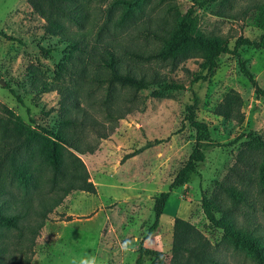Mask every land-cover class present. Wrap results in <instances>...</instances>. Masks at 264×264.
I'll return each instance as SVG.
<instances>
[{"label": "rangeland", "instance_id": "374dc122", "mask_svg": "<svg viewBox=\"0 0 264 264\" xmlns=\"http://www.w3.org/2000/svg\"><path fill=\"white\" fill-rule=\"evenodd\" d=\"M197 1L202 5L192 16L195 31L219 35L230 47L238 36L255 39L264 29L254 6L264 0H231L230 6L216 0ZM191 5V0H151L124 29L128 37L123 40L142 50L158 47L162 42L144 27L156 31L161 28L167 33ZM94 16L99 19V15ZM44 23L27 0H0V101L29 124L56 129L59 118L52 108L58 107L59 95L31 89L28 72L29 67L37 65L49 81H54L57 64L68 51L66 43L44 32ZM239 51L258 85L264 88V50L242 46ZM202 61L196 54L175 68L161 62L144 64V68L157 70L185 89L163 90L161 96L152 94L159 91L156 85L142 89L137 108L118 121L114 132L101 139L93 153L79 155L96 185V193L73 191L48 214L36 238L31 264H79L89 255L96 257L97 264H135L140 244L161 251L170 262L178 218L191 223L211 244V261L207 264H258L243 247L233 244L222 229L208 221L201 199L211 197L217 190L222 205L215 210L216 217H226L234 226L249 230L264 241V195L256 183L261 150L249 148L245 136L253 133L264 139V98L255 95L253 86L240 72L238 58L231 54L218 57L217 66L206 81L192 83L194 76L205 73ZM230 89L238 91L243 99L242 123L214 112ZM191 91L200 100L197 118L207 121L212 137L224 145L206 150L200 174L187 185L171 190L158 227L145 237L154 220L153 198L168 190L194 145V130L183 120ZM104 94L105 86L94 92L97 96ZM16 96L21 97V102ZM90 108L98 119L105 120L96 106ZM88 136L95 142L92 132ZM140 148L141 152L122 160L125 154ZM240 151L243 162L238 161ZM223 181L248 192L233 206L230 194L218 187ZM14 235L9 233V243L16 241ZM144 264H151L150 259L146 258Z\"/></svg>", "mask_w": 264, "mask_h": 264}, {"label": "trees", "instance_id": "16d2710c", "mask_svg": "<svg viewBox=\"0 0 264 264\" xmlns=\"http://www.w3.org/2000/svg\"><path fill=\"white\" fill-rule=\"evenodd\" d=\"M191 1L192 5L179 16L177 26L171 31L164 33L161 28L156 31L144 27L162 44L142 50L123 40L128 37L124 29L143 13L151 0H27L31 9L44 20V32L66 43L68 51L57 64L54 81H49L39 66L28 68L32 77L31 89L42 93L55 91L59 95L58 107L52 108L59 118L56 129L35 121L34 125L27 123L0 101V264H31L36 238L48 214L73 191L96 193V185L79 155L93 153L99 141L114 132L118 121L137 108L139 91L156 85L159 91L152 94L161 96L163 90L185 89L157 70L144 68V64L161 62L175 68L200 54L205 73L194 76L193 83L206 81L217 66L218 57L231 54L238 58L240 72L253 86L255 95L264 98V88L258 85L239 51L242 46L264 50V29L255 39L238 36L230 47L227 40L219 35L195 31L192 16L202 3ZM216 1L231 5V0ZM254 6L264 24V1L256 2ZM94 14L99 15V19L92 17ZM219 15L225 14L219 12ZM102 86H105V94L94 95L95 90ZM16 98L21 102V97ZM199 101V96L191 91L183 120L194 130V145L168 190L153 198L154 220L145 237L158 227L171 190L187 185L200 174L199 166L206 160V150L224 145L212 137L209 123L197 118ZM242 104L240 93L230 89L214 112L242 123ZM90 106H96L105 120L98 119ZM88 132L94 134L95 142L89 139ZM245 136L249 148L261 150V160L256 166V183L258 191L264 195V139L253 133ZM139 152L141 148L125 154L122 160ZM238 161L243 162V151L239 152ZM224 182H219L218 187L230 194L234 206L248 191ZM220 201L217 190L211 197H202L201 207L208 221L222 229L224 236L233 244L243 247L258 264H264V241L249 230L234 226L226 217H216L215 210L221 209ZM67 219L72 218L67 216ZM175 226L176 243L170 262L161 251L140 244L135 264H144L146 258L151 264L210 262L211 244L201 233L180 218ZM11 232L15 233L14 243L7 241Z\"/></svg>", "mask_w": 264, "mask_h": 264}, {"label": "clouds", "instance_id": "9594fccd", "mask_svg": "<svg viewBox=\"0 0 264 264\" xmlns=\"http://www.w3.org/2000/svg\"><path fill=\"white\" fill-rule=\"evenodd\" d=\"M73 264H76V262L74 261ZM79 264H97L96 257L89 255L86 259L80 260Z\"/></svg>", "mask_w": 264, "mask_h": 264}]
</instances>
